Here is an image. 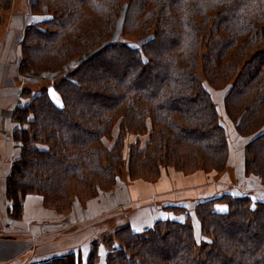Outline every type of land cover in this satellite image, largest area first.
<instances>
[{"label": "trees", "instance_id": "16d2710c", "mask_svg": "<svg viewBox=\"0 0 264 264\" xmlns=\"http://www.w3.org/2000/svg\"><path fill=\"white\" fill-rule=\"evenodd\" d=\"M32 7L41 12L31 11L20 39V75L81 59L47 86L20 89L11 114L20 150L4 186L11 217L27 193L63 211L60 198L109 190L123 170L148 182L190 163L220 171L234 146L244 176L259 184L238 180L195 201H166L161 208L172 218L141 232L121 218L86 251L78 242L28 264H264V0H33ZM120 14L121 40L109 41ZM213 88L224 89L222 111Z\"/></svg>", "mask_w": 264, "mask_h": 264}, {"label": "rangeland", "instance_id": "374dc122", "mask_svg": "<svg viewBox=\"0 0 264 264\" xmlns=\"http://www.w3.org/2000/svg\"><path fill=\"white\" fill-rule=\"evenodd\" d=\"M32 2L33 0H3L0 8V145L2 143L0 173H4L5 164H9L10 161L12 162L18 156L20 150L11 138L14 126L11 114L13 108L20 101L19 88L30 87L36 90L39 86H47L48 82L58 80L59 77L67 74L81 59V57H76L68 61L59 70L33 69L25 75H20L18 72L19 61L22 58L20 39L25 26L33 19L31 15V11H33ZM35 11L41 12V8L36 7L33 12ZM121 18L120 14L109 41L121 40ZM204 51L205 46L200 41L198 58L196 60V75L201 80L204 79L201 58ZM214 90L216 94L215 101L218 108L222 111L225 105L222 98L224 89ZM48 92L49 94L52 93L50 96L53 101L59 103L57 93L50 86ZM113 135H116V128L113 129ZM145 138L146 136L141 138L143 142ZM132 139V136H128L126 144H129ZM105 143L108 144V141L106 140ZM242 154L243 152L240 147H231L228 163L220 171L207 172L201 168H193L191 163H187L189 165L183 171L169 167L166 170L168 172L167 186L169 185L170 187L163 188L166 190L155 196L145 194L147 193L146 191L145 193H141L144 195L131 200L127 187L132 185L134 181L140 182L142 180L140 178L129 179L124 170L119 177H116V183L111 189L99 191L91 197L82 198L80 197L82 194H80L79 197L70 195L66 199L64 197L60 198L61 195H59L61 200L58 203L63 211L44 204L40 195L41 205L55 211L58 214V218L46 222L32 223V228H35H33L34 230L31 229L32 231L29 230V233L30 231L35 233L33 237L23 230L15 232V234L18 235L22 243L26 242L28 246L30 245L31 249H33L32 256L35 258L38 255L65 249L78 242L82 243V246H89L90 243L88 241L91 238H94L98 232L106 228L114 227L118 224V221H121V218L138 221L145 219L147 211L151 210L154 202H162L171 197H190L188 194L193 191L214 189V187L219 188L224 184L231 185L232 182L238 180L247 182L250 186L253 184L255 186L258 185L259 179L256 176H244ZM164 171L162 170L158 179L152 183L161 180ZM5 200L7 199L4 195V199H0V211L4 210ZM5 214L12 219H21L23 212L21 211L18 218H13L9 215L7 207ZM171 216L172 214L167 211L161 213L162 218Z\"/></svg>", "mask_w": 264, "mask_h": 264}, {"label": "crops", "instance_id": "0c3cea01", "mask_svg": "<svg viewBox=\"0 0 264 264\" xmlns=\"http://www.w3.org/2000/svg\"><path fill=\"white\" fill-rule=\"evenodd\" d=\"M20 92V88H19ZM1 123V120H0ZM2 148V143L0 145V152ZM1 161V160H0ZM11 162V161H10ZM9 164H5L4 166V173H0V199H4V186H5V179L9 172ZM167 170L164 171V174L161 177V180L152 183L147 181H134V183L128 186L127 191L130 196L131 200L136 199L139 197L141 193H145L147 191V195L155 196L164 192L168 183L167 178ZM166 185V186H165ZM148 186V187H147ZM215 188V187H214ZM131 189L135 190V193H131ZM163 189V190H161ZM195 190V189H194ZM213 188H209L208 190H201V191H193L188 194L190 197L184 198H177L171 197L170 199L163 200L162 202L165 203L166 201L177 202L179 200H190L195 201L198 198L207 195V193L211 192ZM156 193V194H155ZM133 196H132V195ZM144 197V196H143ZM162 202H154L151 210H148L145 216V219L141 221L127 219L130 225V228L135 232H141L144 229L151 226L153 221L156 219L162 218L161 213L162 210L161 205ZM9 205V202L5 200V207L4 210L0 211V264H28L31 259H35L32 256V251L30 245L26 242H21L18 238V235L15 232H20V230L29 233V230L35 228L31 226L32 223H37L41 221H51L58 218V214L53 211L52 209L45 208L41 205L40 195L36 193H27L23 200V209H22V218L21 219H12L5 214V211ZM36 226V224H34ZM34 230V229H33ZM32 231V230H31ZM30 231V235L33 237L35 233ZM32 233V234H31ZM84 251L87 250L88 245L83 246Z\"/></svg>", "mask_w": 264, "mask_h": 264}, {"label": "bare ground", "instance_id": "6f19581e", "mask_svg": "<svg viewBox=\"0 0 264 264\" xmlns=\"http://www.w3.org/2000/svg\"><path fill=\"white\" fill-rule=\"evenodd\" d=\"M131 193L134 194L135 193V190L134 189H131Z\"/></svg>", "mask_w": 264, "mask_h": 264}, {"label": "snow or ice", "instance_id": "6c2138e0", "mask_svg": "<svg viewBox=\"0 0 264 264\" xmlns=\"http://www.w3.org/2000/svg\"><path fill=\"white\" fill-rule=\"evenodd\" d=\"M50 94H52V93H50ZM61 106H62V105H61ZM220 210H221V211H224V210H226V209H224V208H221Z\"/></svg>", "mask_w": 264, "mask_h": 264}]
</instances>
